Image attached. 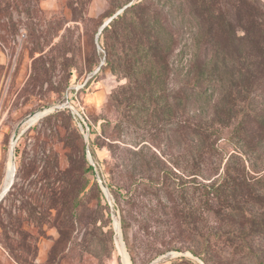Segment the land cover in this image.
Here are the masks:
<instances>
[{
    "label": "rangeland",
    "instance_id": "obj_1",
    "mask_svg": "<svg viewBox=\"0 0 264 264\" xmlns=\"http://www.w3.org/2000/svg\"><path fill=\"white\" fill-rule=\"evenodd\" d=\"M137 2L152 61L139 50L123 72L136 52L98 32ZM126 76L154 81V97L134 101L155 109L114 101ZM62 104L50 114L69 118L48 119ZM216 138L225 162L264 166V0H0V196L15 167L0 199V264H206L186 249L200 232L172 207L191 202L201 231L219 226L199 189L174 188L216 177Z\"/></svg>",
    "mask_w": 264,
    "mask_h": 264
},
{
    "label": "trees",
    "instance_id": "obj_2",
    "mask_svg": "<svg viewBox=\"0 0 264 264\" xmlns=\"http://www.w3.org/2000/svg\"><path fill=\"white\" fill-rule=\"evenodd\" d=\"M141 4L142 2H137L129 6L100 32V34L112 33V37L114 36L117 40L121 39L122 46H129L127 51L136 52V54L125 57V64L119 67V70H123V72H126L129 63L132 65L136 61L139 50L146 53L145 60L149 56L148 61H152L153 43L150 40L147 41L148 39L143 43L145 37H138L139 30L145 31V28L142 29L145 26L142 17L136 14V9ZM151 29L153 30V28ZM112 37L107 35L104 45H106L110 54L108 62L115 64V60L110 53V50L115 47ZM133 43L137 48H130ZM126 77L127 82L117 90L120 94L115 93L114 101L125 112L129 113L133 110L149 113L152 109H155L156 107L153 106L156 101L152 99L145 101L149 103V106H141V108L134 101V98H136L134 91L141 92L145 99L153 98L155 94L154 81L150 80L146 83L147 87L144 84L140 85L141 88H138L134 80L128 76ZM120 96L123 97L121 100L119 99ZM53 117L69 118L64 110L48 115V119ZM216 121L219 123V120L216 119ZM214 122V119L207 120V123L200 126V128L202 127L203 132H208V128L214 126ZM219 124L221 125V122ZM222 130L213 129V134H217L218 137ZM216 142L217 138L210 146L212 148L211 152L220 155ZM221 155L218 159L219 166L216 169V177L211 181L204 183L190 182V184L184 186L175 183V190L177 192L184 191L186 195L190 187L199 189L203 196L204 205L207 209L214 210L219 219V226H208L205 231H201L196 225L197 214L201 213L199 207L191 202L188 203L186 200V205L182 209L179 208L180 206H173L172 209L175 214L180 213L182 217L191 219V221L189 220L191 225L188 229L191 228L200 232V238H198V241H194V247L186 249L197 254L206 264H264V166H257L256 158L253 156H250L253 164L248 169L239 162L237 165L233 164L236 155H231L226 162L223 155L222 157ZM221 168L223 170L220 172ZM88 170L94 171L93 164L88 166ZM143 182L144 178L132 182L130 189L139 190L143 186ZM85 183L81 185L80 190H84L89 185V182ZM107 185L109 189L112 187L110 183H107ZM166 186H171V183L166 182ZM186 195L180 197V199H185ZM211 201H216V208L212 206ZM173 250L182 251L183 248Z\"/></svg>",
    "mask_w": 264,
    "mask_h": 264
},
{
    "label": "bare ground",
    "instance_id": "obj_3",
    "mask_svg": "<svg viewBox=\"0 0 264 264\" xmlns=\"http://www.w3.org/2000/svg\"><path fill=\"white\" fill-rule=\"evenodd\" d=\"M43 114V112H39L37 114H35L31 119L30 122H34L36 119H38V117H40ZM14 174H15V167L14 164L12 163V161L9 164V170H8V175H7V183L3 189V192L0 196V199L3 198V196L5 195L6 191L8 190L9 185L11 184L13 178H14ZM124 259L125 262L128 263L129 261V257L124 249Z\"/></svg>",
    "mask_w": 264,
    "mask_h": 264
},
{
    "label": "water",
    "instance_id": "obj_4",
    "mask_svg": "<svg viewBox=\"0 0 264 264\" xmlns=\"http://www.w3.org/2000/svg\"><path fill=\"white\" fill-rule=\"evenodd\" d=\"M130 5H132V3H130V4H128V5H126L125 7H123L121 10H119L115 15H113L112 17H110L103 25H102V27L99 29V33H98V36H99V34H100V32L106 27V26H108L109 24H110V22L116 17V16H118L121 12H123L126 8H128ZM65 106V104H62V105H58V106H55V107H53V108H50V110L48 111V113L47 114H50L51 112H53L54 110H58V109H60V108H62V107H64ZM46 114V115H47ZM45 116V115H44ZM88 155H89V157H91V155H90V153L88 152ZM93 163V162H92ZM94 164V163H93ZM105 190H106V194H107V197H108V193H107V189L105 188Z\"/></svg>",
    "mask_w": 264,
    "mask_h": 264
},
{
    "label": "built area",
    "instance_id": "obj_5",
    "mask_svg": "<svg viewBox=\"0 0 264 264\" xmlns=\"http://www.w3.org/2000/svg\"><path fill=\"white\" fill-rule=\"evenodd\" d=\"M103 190H104V192H105V194H106V190H105V187H103ZM106 196H107V194H106ZM107 198H109V197H107Z\"/></svg>",
    "mask_w": 264,
    "mask_h": 264
}]
</instances>
